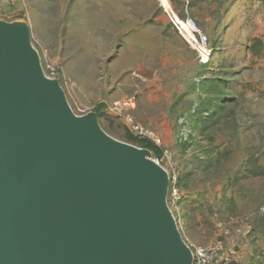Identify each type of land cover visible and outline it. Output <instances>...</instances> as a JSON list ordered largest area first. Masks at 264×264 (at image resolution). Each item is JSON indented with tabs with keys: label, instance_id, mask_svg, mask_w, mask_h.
<instances>
[{
	"label": "rangeland",
	"instance_id": "1",
	"mask_svg": "<svg viewBox=\"0 0 264 264\" xmlns=\"http://www.w3.org/2000/svg\"><path fill=\"white\" fill-rule=\"evenodd\" d=\"M187 1L215 47L209 65L160 0H22L8 19L28 22L42 61L63 69L75 113L97 111L107 133L167 169L184 238L264 264V0L170 3L184 13ZM128 99L134 107L109 108ZM126 114L161 143L132 135Z\"/></svg>",
	"mask_w": 264,
	"mask_h": 264
},
{
	"label": "water",
	"instance_id": "2",
	"mask_svg": "<svg viewBox=\"0 0 264 264\" xmlns=\"http://www.w3.org/2000/svg\"><path fill=\"white\" fill-rule=\"evenodd\" d=\"M149 149L73 111L25 21L0 19V264H191Z\"/></svg>",
	"mask_w": 264,
	"mask_h": 264
},
{
	"label": "built area",
	"instance_id": "3",
	"mask_svg": "<svg viewBox=\"0 0 264 264\" xmlns=\"http://www.w3.org/2000/svg\"><path fill=\"white\" fill-rule=\"evenodd\" d=\"M188 3L189 1L186 2L184 13H179L173 9L172 6H170V8H166L165 6L162 7L168 15L171 26L186 42V44L196 52L199 62L203 65H209L213 61L215 47L212 45L208 33L189 13ZM15 8L16 4L13 3V0H0V19L9 20L8 17L11 13L16 11L14 10ZM41 64L43 72L48 78L59 79L63 85V81L65 80V72L62 71L63 69L60 68L59 64L50 60L43 62L42 59ZM134 105L135 100L128 99L123 101H115L111 106H109V108L116 109L121 112L126 110V108L134 107ZM126 118L128 129L132 135L141 140H152L157 144L161 143V139L159 137L155 136L140 123L134 121L130 114H126ZM155 160L161 164L158 159ZM169 178L170 184L168 195L170 198L168 200V204L171 211L173 212V215L175 216L173 206L176 203V200L180 198V195L175 179L170 175ZM184 240L192 251L191 264H242L244 261L239 251L235 247L227 246L222 240L214 241L207 246H197L186 238H184Z\"/></svg>",
	"mask_w": 264,
	"mask_h": 264
},
{
	"label": "bare ground",
	"instance_id": "4",
	"mask_svg": "<svg viewBox=\"0 0 264 264\" xmlns=\"http://www.w3.org/2000/svg\"><path fill=\"white\" fill-rule=\"evenodd\" d=\"M160 1L162 6H165L166 8H170L171 4L169 0H160Z\"/></svg>",
	"mask_w": 264,
	"mask_h": 264
},
{
	"label": "crops",
	"instance_id": "5",
	"mask_svg": "<svg viewBox=\"0 0 264 264\" xmlns=\"http://www.w3.org/2000/svg\"><path fill=\"white\" fill-rule=\"evenodd\" d=\"M21 1L22 0H13V3H15L16 4V8H20V6H21ZM8 21H12V20H8ZM94 112H97V111H95V110H93ZM98 113V112H97Z\"/></svg>",
	"mask_w": 264,
	"mask_h": 264
},
{
	"label": "trees",
	"instance_id": "6",
	"mask_svg": "<svg viewBox=\"0 0 264 264\" xmlns=\"http://www.w3.org/2000/svg\"><path fill=\"white\" fill-rule=\"evenodd\" d=\"M252 51H253V52H256V51H257L256 47L252 46ZM98 115H99V114H98ZM145 141H146V140H145ZM141 147H143V148H148V146H141Z\"/></svg>",
	"mask_w": 264,
	"mask_h": 264
}]
</instances>
